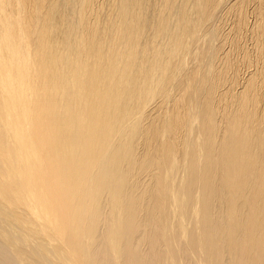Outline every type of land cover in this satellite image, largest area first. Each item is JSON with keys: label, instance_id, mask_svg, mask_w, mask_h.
<instances>
[{"label": "bare ground", "instance_id": "1", "mask_svg": "<svg viewBox=\"0 0 264 264\" xmlns=\"http://www.w3.org/2000/svg\"><path fill=\"white\" fill-rule=\"evenodd\" d=\"M0 264H264V0H0Z\"/></svg>", "mask_w": 264, "mask_h": 264}]
</instances>
